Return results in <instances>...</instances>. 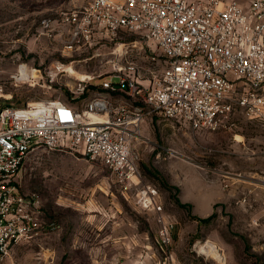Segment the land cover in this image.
I'll list each match as a JSON object with an SVG mask.
<instances>
[{
	"label": "rangeland",
	"instance_id": "374dc122",
	"mask_svg": "<svg viewBox=\"0 0 264 264\" xmlns=\"http://www.w3.org/2000/svg\"><path fill=\"white\" fill-rule=\"evenodd\" d=\"M87 2L0 0V109L53 96L80 104L69 99L74 78L92 75L99 85L110 76L115 44L67 50L71 28L62 16ZM27 64L54 70L56 81L28 85ZM140 68L147 77L150 69L160 74L163 63L143 60ZM233 118L231 128L216 130L157 118L143 124L146 140H135L133 153L174 226L169 246L158 216L141 210L135 192L123 191L103 164L70 152H32L18 180L24 193L40 196L47 222L57 227L15 246L5 264H125L137 259L126 254L138 247L145 256L153 252L157 264H219L216 255L200 252L208 242L224 264H264V121L238 112ZM209 216L206 223L194 219Z\"/></svg>",
	"mask_w": 264,
	"mask_h": 264
},
{
	"label": "built area",
	"instance_id": "2783aa9c",
	"mask_svg": "<svg viewBox=\"0 0 264 264\" xmlns=\"http://www.w3.org/2000/svg\"><path fill=\"white\" fill-rule=\"evenodd\" d=\"M62 21L71 28L69 52L115 44L111 74L96 85L92 75L63 70L75 79L69 99L80 104L53 96L0 109V264L15 246L57 227L47 222L40 196L21 189L32 152H70L103 164L123 191L135 192L141 210L158 216L169 246L174 226L133 153L135 140H146L145 121L197 130L231 128L237 112L264 121V0H88ZM143 60L162 61V72L143 76ZM57 76L27 64L30 86L48 88ZM91 86L97 90L84 98ZM217 261L224 264V255Z\"/></svg>",
	"mask_w": 264,
	"mask_h": 264
},
{
	"label": "crops",
	"instance_id": "0c3cea01",
	"mask_svg": "<svg viewBox=\"0 0 264 264\" xmlns=\"http://www.w3.org/2000/svg\"><path fill=\"white\" fill-rule=\"evenodd\" d=\"M142 131H143V126H142ZM130 252V256L128 255V253ZM132 253V254H131ZM137 258L133 261H131L130 259L126 260L125 264H157L156 261V256L155 254H153V252H148L147 256L144 255V251L142 250V248L139 249L135 248L133 251H128L126 254V257H133ZM194 264V263H191Z\"/></svg>",
	"mask_w": 264,
	"mask_h": 264
},
{
	"label": "bare ground",
	"instance_id": "6f19581e",
	"mask_svg": "<svg viewBox=\"0 0 264 264\" xmlns=\"http://www.w3.org/2000/svg\"><path fill=\"white\" fill-rule=\"evenodd\" d=\"M66 71L69 72L72 75V73L70 71V68H67ZM20 72H21V68H20ZM20 78H21V74H20ZM200 251L203 252V253H207V254H214L217 257H219V255H220L218 247L215 244L210 243V242H208L204 246H201Z\"/></svg>",
	"mask_w": 264,
	"mask_h": 264
},
{
	"label": "trees",
	"instance_id": "16d2710c",
	"mask_svg": "<svg viewBox=\"0 0 264 264\" xmlns=\"http://www.w3.org/2000/svg\"><path fill=\"white\" fill-rule=\"evenodd\" d=\"M151 173V172H150ZM152 175V173H151ZM177 203L180 204L181 206H185L184 204H181L180 201L178 199H176ZM213 216H209V217H206V218H199V217H195L194 219L195 220H198L200 223H206V222H209L211 219H212Z\"/></svg>",
	"mask_w": 264,
	"mask_h": 264
}]
</instances>
